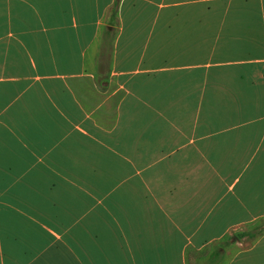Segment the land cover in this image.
<instances>
[{
  "label": "crops",
  "instance_id": "obj_1",
  "mask_svg": "<svg viewBox=\"0 0 264 264\" xmlns=\"http://www.w3.org/2000/svg\"><path fill=\"white\" fill-rule=\"evenodd\" d=\"M0 264H264V0H0Z\"/></svg>",
  "mask_w": 264,
  "mask_h": 264
},
{
  "label": "trees",
  "instance_id": "obj_2",
  "mask_svg": "<svg viewBox=\"0 0 264 264\" xmlns=\"http://www.w3.org/2000/svg\"><path fill=\"white\" fill-rule=\"evenodd\" d=\"M115 6H116V5H114V6L112 7V10H111L112 14L115 12V9H116Z\"/></svg>",
  "mask_w": 264,
  "mask_h": 264
}]
</instances>
